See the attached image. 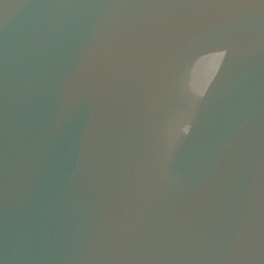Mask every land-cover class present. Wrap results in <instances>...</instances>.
<instances>
[{
	"label": "water",
	"instance_id": "water-1",
	"mask_svg": "<svg viewBox=\"0 0 264 264\" xmlns=\"http://www.w3.org/2000/svg\"><path fill=\"white\" fill-rule=\"evenodd\" d=\"M0 264H264V0H0Z\"/></svg>",
	"mask_w": 264,
	"mask_h": 264
}]
</instances>
